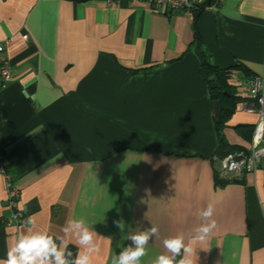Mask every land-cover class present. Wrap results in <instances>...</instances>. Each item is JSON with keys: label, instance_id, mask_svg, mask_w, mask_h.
<instances>
[{"label": "crops", "instance_id": "1", "mask_svg": "<svg viewBox=\"0 0 264 264\" xmlns=\"http://www.w3.org/2000/svg\"><path fill=\"white\" fill-rule=\"evenodd\" d=\"M0 43L12 70L0 91V152L34 230L69 240L75 254L62 230L83 218L97 233L92 264H111L129 232L155 225L159 238L141 262L151 264L165 238L193 237L212 203L217 227L193 243L194 264H264L262 168L217 185V132L200 75V52L232 69L240 101L222 135L248 150L243 133L258 114L238 67L264 73V0H224L197 18L130 0H0ZM5 201L0 175V261L29 227L4 222Z\"/></svg>", "mask_w": 264, "mask_h": 264}, {"label": "clouds", "instance_id": "2", "mask_svg": "<svg viewBox=\"0 0 264 264\" xmlns=\"http://www.w3.org/2000/svg\"><path fill=\"white\" fill-rule=\"evenodd\" d=\"M214 212L212 203L201 210L199 215L203 222L194 229L195 235L187 242L182 234L165 238L163 246L166 253L158 255L151 264H194L192 257L196 254V249L193 243L206 241L216 229V221L212 219ZM33 223L32 217L25 221L29 227L17 235L7 250L6 259L0 261V264H92L93 254L99 251L97 233L83 218L68 220L62 230L65 236L75 238V254L69 249V240L54 237L48 231L34 230L31 227ZM114 224L122 232L126 228L121 220L114 221ZM153 238H159V229L155 225L145 230L129 232L126 239L131 244L122 247L118 254H113L111 264H141Z\"/></svg>", "mask_w": 264, "mask_h": 264}, {"label": "built area", "instance_id": "3", "mask_svg": "<svg viewBox=\"0 0 264 264\" xmlns=\"http://www.w3.org/2000/svg\"><path fill=\"white\" fill-rule=\"evenodd\" d=\"M145 3L153 13L170 15L182 11L195 14L205 11H215L224 0H130ZM12 76V70L5 55V46L0 43V91L5 88ZM247 100L255 106L258 122L254 126L250 147L246 151H236L227 154L222 159H216L219 177L228 181H240L245 173L254 172L264 158V73L249 77L245 81ZM8 161L0 152V175L4 179L6 189V209L9 211L4 222L8 225H25L27 220L19 208V188L8 172Z\"/></svg>", "mask_w": 264, "mask_h": 264}, {"label": "trees", "instance_id": "4", "mask_svg": "<svg viewBox=\"0 0 264 264\" xmlns=\"http://www.w3.org/2000/svg\"><path fill=\"white\" fill-rule=\"evenodd\" d=\"M197 14L198 13L194 14L195 18H197ZM194 41L199 44V36L197 35V32H195V21H194ZM200 55L202 58L200 75L202 76L204 81L207 83L210 100L212 102L215 100L219 102L220 119L218 123H215L217 139H218L216 157L218 159H222L229 153L241 151L240 148L229 146L225 138L222 135V130L225 126V123L229 119V117L235 112L236 105L239 103L240 98L234 95L233 86L229 83L230 76L232 74V69H220L216 66H213L206 59L203 52H200ZM238 68L246 76L252 77L251 76L252 74L248 70L243 69L241 67H238ZM240 128L238 127V129ZM252 133L253 131L250 129L249 135H246L245 133H243V135L246 137V140H251ZM243 151H246V150H243ZM260 166L262 168L263 175H264V158ZM215 178H216V183L219 186H224L230 183H239L242 181V180L240 181L223 180L219 177L217 170H215Z\"/></svg>", "mask_w": 264, "mask_h": 264}, {"label": "water", "instance_id": "5", "mask_svg": "<svg viewBox=\"0 0 264 264\" xmlns=\"http://www.w3.org/2000/svg\"><path fill=\"white\" fill-rule=\"evenodd\" d=\"M212 111L214 122L218 123L220 119V110H219V102L217 100L212 102Z\"/></svg>", "mask_w": 264, "mask_h": 264}]
</instances>
